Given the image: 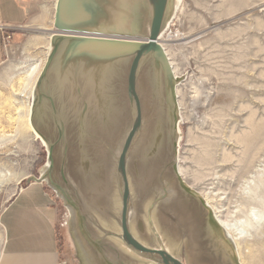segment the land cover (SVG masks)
<instances>
[{
    "label": "rangeland",
    "instance_id": "obj_1",
    "mask_svg": "<svg viewBox=\"0 0 264 264\" xmlns=\"http://www.w3.org/2000/svg\"><path fill=\"white\" fill-rule=\"evenodd\" d=\"M24 2L32 4L33 18L43 16L40 7H44L48 21L45 30L33 28L22 35L0 66V216L24 186L41 180L55 203L59 264H115L109 244L136 259L132 258L135 264H154L125 246L118 213L104 219L87 209L78 189L68 181L63 151L50 174L67 200L43 181L47 149L24 119L27 97L18 94L25 69L46 58L56 0ZM167 38L164 50L178 81L176 105L171 110L176 126L171 118L167 138L171 159L164 169L174 176L175 145V165L185 186L214 218L216 212L241 233L236 248L232 236L223 232L240 256L239 263L264 264V0H179L171 9L161 41ZM174 188L181 191L177 182ZM162 197L147 202L141 211L148 242L140 238L136 222L131 223L141 244L153 250L162 248L182 264H231L228 257L210 249L202 229L208 227L207 212L198 202L200 209L193 207L198 223L189 226L172 206L170 223L178 231L162 227L156 217ZM252 197L258 202L251 201ZM72 206L79 217L70 211ZM197 224L201 227L198 239ZM2 246L0 226V257Z\"/></svg>",
    "mask_w": 264,
    "mask_h": 264
},
{
    "label": "bare ground",
    "instance_id": "obj_2",
    "mask_svg": "<svg viewBox=\"0 0 264 264\" xmlns=\"http://www.w3.org/2000/svg\"><path fill=\"white\" fill-rule=\"evenodd\" d=\"M125 2V8L124 6L123 8L125 12L127 11L126 17L121 19L119 25L122 28L128 26L130 30L148 36L150 7L147 0H125ZM178 2L179 0H170L167 6L162 31L157 41L163 50L169 39L161 41V38L168 29L171 9L173 5L177 6ZM50 37L46 58L40 64L26 67L20 79L18 95L27 97L28 100L25 103L26 106L24 105L26 111L25 118H23L29 122L34 136L44 143L46 149L52 143L45 141V138L53 142L58 141L57 124L62 125L65 131L58 141L60 143L53 150L54 162L58 159V153L63 151L64 164L67 166L69 175L68 181L78 189L80 196L86 202L87 209L104 219H108L111 213H118L120 222L121 200L117 187L116 170L119 155L132 127V114L127 98V72L131 59L117 61L103 69L97 83L89 81L87 85L81 78H78L80 81L78 94L73 90L70 79L59 77L54 65L41 89L47 98L52 99L54 107L47 98H43L42 103L38 104L36 83L50 52ZM165 54L167 55L166 52ZM170 66L176 83L178 77L171 63ZM136 92L141 104L142 126L131 146L126 163L130 195L129 230L135 237L131 228L132 221H135L140 238L148 242L147 228L141 216V211L147 202L164 196L156 206V209L158 208L156 217L159 224L165 229L168 228L172 233L177 232L178 229L170 223L168 213L170 207L175 206L189 222V226H192L200 221L193 218L195 216L193 207L199 208V204L189 195L181 191L177 192L174 188L176 177H181L179 168L174 176L169 170L164 169L171 159L169 147H167V138H170L171 134L170 106L166 102L161 73L151 58L144 60L139 68ZM44 174L45 181H49L50 178L55 183L48 171V164ZM62 183L65 184L64 180ZM63 192L65 194V191ZM59 195L64 199L60 193ZM65 197L67 198L66 194ZM250 200L258 202L256 197ZM70 211L74 212L72 209ZM215 213L217 224L226 235L232 236L237 248L236 241L243 238L241 233L230 223L221 220ZM202 229L210 249L213 247L212 249L219 255L227 256V249L212 237L209 230ZM195 231L198 239L201 234L199 224ZM135 239L143 243L137 237ZM107 248L110 250L113 263H136L134 261L136 259L133 257L134 260L130 259L110 244ZM240 263L243 264L241 260Z\"/></svg>",
    "mask_w": 264,
    "mask_h": 264
},
{
    "label": "water",
    "instance_id": "obj_3",
    "mask_svg": "<svg viewBox=\"0 0 264 264\" xmlns=\"http://www.w3.org/2000/svg\"><path fill=\"white\" fill-rule=\"evenodd\" d=\"M169 1L147 0L150 7V25L148 36H144L130 30L128 26L122 28L119 25L121 19L126 17L125 0H57L53 18V32L50 37V52L36 83L37 101L38 104H41L43 98H47L41 89L54 65L59 77L70 79L73 90L78 94L80 88L78 78H81L84 83H97L103 69L117 61L131 59L127 72V98L132 114V127L119 155L116 170L117 187L121 200L120 238L130 251L154 264L182 263L162 248L159 250L149 249L132 236L129 230L130 195L126 163L131 146L142 126L141 104L136 92V82L139 68L142 62L148 58L153 60L155 67L161 73L166 102L170 106V115L174 121V127L176 126L174 111H171L173 110L172 106L175 109L176 104L175 81L169 59L157 43ZM47 99L53 106L52 99ZM61 127L62 125L57 124L58 141L63 134ZM55 146L56 144H51L47 149L49 172L54 166L53 150ZM173 149L172 168L176 173L175 145ZM43 181H45V177ZM48 182L67 200L61 188L53 183L50 178ZM176 182L183 193L192 197L206 210V225L208 226L206 229L211 232L215 240L227 249L228 255L226 257H228L229 262L240 264L233 243L224 235L223 230L203 201L185 186L179 176L176 177ZM73 210L79 217V212L74 207Z\"/></svg>",
    "mask_w": 264,
    "mask_h": 264
},
{
    "label": "crops",
    "instance_id": "obj_4",
    "mask_svg": "<svg viewBox=\"0 0 264 264\" xmlns=\"http://www.w3.org/2000/svg\"><path fill=\"white\" fill-rule=\"evenodd\" d=\"M40 9L43 16L33 18L31 3L0 0V66L17 48L22 35L33 28L45 30L48 12L44 7ZM6 37H10L8 44ZM54 216L55 203L43 183L24 186L0 216L3 230L0 264H59Z\"/></svg>",
    "mask_w": 264,
    "mask_h": 264
},
{
    "label": "built area",
    "instance_id": "obj_5",
    "mask_svg": "<svg viewBox=\"0 0 264 264\" xmlns=\"http://www.w3.org/2000/svg\"><path fill=\"white\" fill-rule=\"evenodd\" d=\"M10 41V37H6L5 42L8 44Z\"/></svg>",
    "mask_w": 264,
    "mask_h": 264
}]
</instances>
